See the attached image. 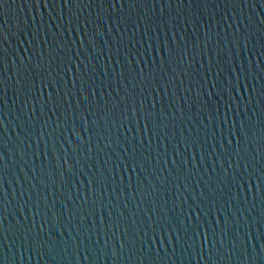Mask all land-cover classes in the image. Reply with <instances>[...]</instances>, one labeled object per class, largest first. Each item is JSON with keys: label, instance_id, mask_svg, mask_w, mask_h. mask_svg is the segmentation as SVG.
<instances>
[{"label": "water", "instance_id": "water-1", "mask_svg": "<svg viewBox=\"0 0 264 264\" xmlns=\"http://www.w3.org/2000/svg\"><path fill=\"white\" fill-rule=\"evenodd\" d=\"M0 264H264V0H0Z\"/></svg>", "mask_w": 264, "mask_h": 264}]
</instances>
